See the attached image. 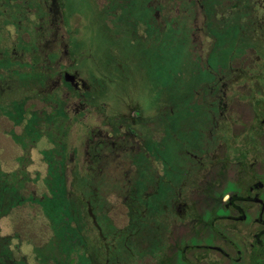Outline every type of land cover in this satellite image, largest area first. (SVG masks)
<instances>
[{
	"label": "flooded vegetation",
	"instance_id": "1",
	"mask_svg": "<svg viewBox=\"0 0 264 264\" xmlns=\"http://www.w3.org/2000/svg\"><path fill=\"white\" fill-rule=\"evenodd\" d=\"M205 1L73 2L83 5L90 35L100 33L107 40L105 46L119 70L133 63L126 57L129 52L136 59L153 52L161 60L156 38L170 27L176 8L185 9L192 19L190 55L197 67L212 54L214 40L205 26L231 25L242 42L258 37L264 43V0H212L213 14L202 17ZM42 5L46 17L41 23L50 30L52 49L40 57L42 71L32 85L45 84L48 95L55 96L52 103L47 96L43 99L52 104L53 124L42 130L39 124L26 125L25 135L50 137L59 132L71 138L76 133L86 140L83 152H71L69 161L67 156L63 159L65 153H56L58 166L63 162V168L86 175L91 187L93 204L85 203L84 208L91 234L82 248H95L106 263L111 245L123 247V262V257L132 260L130 252L134 264H264V57L246 46L227 69L214 72L213 83L202 96L196 94L209 118L197 130L195 145L183 142L181 176L174 177L173 166L167 164L169 175L159 178L163 164L146 150L142 132L169 122L176 112L173 102L154 99L147 106L143 99L120 108L102 99L108 67L91 52L83 57L73 52L77 45L71 26L77 23L79 8L68 0H43ZM87 48L91 49L88 43ZM37 65L33 62L31 70ZM29 89L24 88L25 96ZM4 91L0 86L1 96ZM63 125H70V131L62 132ZM161 133L151 136L160 141ZM31 142L33 146L36 140ZM161 191H167L166 202L152 208L149 200ZM8 244L0 234V264H18ZM130 245L150 251L134 256ZM156 246L160 255L151 251Z\"/></svg>",
	"mask_w": 264,
	"mask_h": 264
},
{
	"label": "rangeland",
	"instance_id": "2",
	"mask_svg": "<svg viewBox=\"0 0 264 264\" xmlns=\"http://www.w3.org/2000/svg\"><path fill=\"white\" fill-rule=\"evenodd\" d=\"M68 1L79 8L75 9L77 23L71 26L76 34L73 35V44L77 45L73 52L82 57L91 52L105 69L108 67L102 99L106 97L108 102L120 108L138 105L143 99L147 106L153 104L154 99L173 102L176 112H173L170 121L158 123L142 133L148 153L163 164V175L159 178L169 175L167 164L173 166L174 177L179 178L184 163V143L188 140L187 147L195 145L199 140L197 130L209 118L205 105L202 107L199 102V95L202 96L207 86L213 83L214 72L216 75L222 68L227 69L231 59L241 56L246 46L264 57L263 41L257 37L242 42L240 33L231 29V25L220 28L205 26V33L209 32L214 40L212 54L197 67L194 63L198 62L190 55L192 19L187 17L185 9L176 8L170 27L162 37L156 38V51L160 52L161 60L156 59L153 52L137 59L129 52L126 57L133 63L119 70L114 66L117 59L109 53L110 47L105 46L107 40L100 33L90 35V24L83 5L93 0ZM73 1L83 5L78 7ZM42 3L43 0H0V86L5 89L0 95L5 101V104L0 103V174H10L6 177L13 184L8 188L16 190L11 196L10 211L1 216L0 234L7 244L9 242L8 250L20 260L18 264H134L130 252L128 255L132 260L123 257L122 261V246L116 249L108 245V263L95 248H82L91 234L84 212L85 203L93 204L91 187L86 182V175L79 174L76 169L63 168V162L59 164L63 167L58 166L56 153H65L63 159L67 156L69 161L71 152H83L86 146L83 136L75 133L69 138L59 132L50 137L39 134L30 138L25 135L26 125L31 128L39 124L42 130L53 124L52 104L43 99L47 96L52 103L55 96L48 95L45 84L32 85V79L40 76L38 71H42L40 57L47 51L51 53L52 49L50 30L46 31L45 21V24L41 23V18L46 17ZM204 7L202 17L211 16L213 1L206 0ZM222 28L224 31L220 32ZM87 43L91 45L88 51ZM51 60L53 62L52 57ZM33 62L38 65L32 72ZM24 68L29 71V79L26 80ZM13 69L15 73H12ZM27 82L28 86L31 85L30 89ZM24 88L31 92L28 96H25ZM190 125L191 130L188 129ZM67 127L70 125H63L60 130L69 132ZM160 131L167 135L166 140L163 133L158 135L160 141L151 136ZM34 139L36 142L32 146ZM71 167H74L72 163ZM22 168L23 171H20ZM151 176L157 177L156 174ZM166 194L167 191H161L152 201L150 199L152 208L161 207L166 202ZM20 199L24 200L17 204ZM131 251L134 256L140 257L150 251V247L139 250L132 245ZM151 251L158 255L161 253L158 246Z\"/></svg>",
	"mask_w": 264,
	"mask_h": 264
},
{
	"label": "trees",
	"instance_id": "3",
	"mask_svg": "<svg viewBox=\"0 0 264 264\" xmlns=\"http://www.w3.org/2000/svg\"><path fill=\"white\" fill-rule=\"evenodd\" d=\"M24 168L20 169V171H23ZM8 173H5L3 175L0 174V219L1 216L8 213L10 211V205H11V196L16 193V190L13 188H8V185L13 184L12 181L8 180L6 176H9L10 174L6 175ZM20 176V174L18 175ZM20 179V178H17ZM24 199H20L18 203H21Z\"/></svg>",
	"mask_w": 264,
	"mask_h": 264
}]
</instances>
